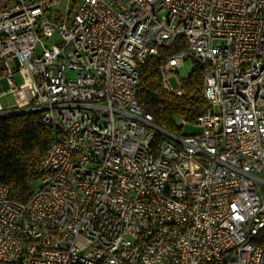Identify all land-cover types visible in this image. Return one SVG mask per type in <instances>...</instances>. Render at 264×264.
Returning <instances> with one entry per match:
<instances>
[{
    "label": "built area",
    "instance_id": "2783aa9c",
    "mask_svg": "<svg viewBox=\"0 0 264 264\" xmlns=\"http://www.w3.org/2000/svg\"><path fill=\"white\" fill-rule=\"evenodd\" d=\"M179 37L158 71L182 95L204 63L189 134L136 96ZM25 112L55 138L27 201L0 182V264H264V0H0V117Z\"/></svg>",
    "mask_w": 264,
    "mask_h": 264
},
{
    "label": "trees",
    "instance_id": "16d2710c",
    "mask_svg": "<svg viewBox=\"0 0 264 264\" xmlns=\"http://www.w3.org/2000/svg\"><path fill=\"white\" fill-rule=\"evenodd\" d=\"M185 47L186 42L179 37L172 46H158L156 54L148 56L137 66L140 81L136 93L138 103L152 114L155 124L174 133L179 127L175 122L177 116L185 122H193L205 106L203 67L198 62L181 82L182 95H174L162 86L159 63ZM54 138L55 132L41 121L38 112L0 117V182L8 187L10 198L24 202L31 197L35 183L42 176L38 172L40 160ZM250 240L264 247V227Z\"/></svg>",
    "mask_w": 264,
    "mask_h": 264
},
{
    "label": "rangeland",
    "instance_id": "374dc122",
    "mask_svg": "<svg viewBox=\"0 0 264 264\" xmlns=\"http://www.w3.org/2000/svg\"><path fill=\"white\" fill-rule=\"evenodd\" d=\"M50 39L41 37L37 43V47H43L44 45H49ZM196 60L192 57H187L182 60V66L178 68L177 72L170 74L168 77V83L172 89H177L181 87V82L186 79L189 74L191 73L192 69L195 67ZM73 73L69 72L67 75L71 76ZM17 76V83L21 82V79L18 75ZM7 103L13 102L10 94H7V97L4 98ZM179 125V124H178ZM198 129L192 125L191 122H185L183 125H179L177 134H189L194 133ZM36 184V183H35Z\"/></svg>",
    "mask_w": 264,
    "mask_h": 264
},
{
    "label": "water",
    "instance_id": "95a60500",
    "mask_svg": "<svg viewBox=\"0 0 264 264\" xmlns=\"http://www.w3.org/2000/svg\"><path fill=\"white\" fill-rule=\"evenodd\" d=\"M198 64H199L200 67H204V63L203 62H198ZM175 122L177 124L179 123V117L178 116L175 118Z\"/></svg>",
    "mask_w": 264,
    "mask_h": 264
}]
</instances>
